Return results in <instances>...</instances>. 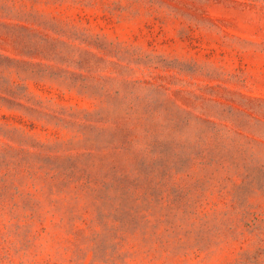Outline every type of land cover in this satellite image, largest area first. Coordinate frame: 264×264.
<instances>
[{
  "label": "rangeland",
  "instance_id": "obj_1",
  "mask_svg": "<svg viewBox=\"0 0 264 264\" xmlns=\"http://www.w3.org/2000/svg\"><path fill=\"white\" fill-rule=\"evenodd\" d=\"M0 264H264V0H0Z\"/></svg>",
  "mask_w": 264,
  "mask_h": 264
}]
</instances>
